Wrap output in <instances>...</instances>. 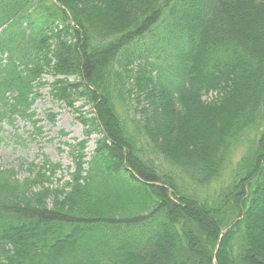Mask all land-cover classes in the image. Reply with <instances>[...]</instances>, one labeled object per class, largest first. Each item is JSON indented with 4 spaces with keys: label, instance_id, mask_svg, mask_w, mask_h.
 Returning a JSON list of instances; mask_svg holds the SVG:
<instances>
[{
    "label": "trees",
    "instance_id": "obj_1",
    "mask_svg": "<svg viewBox=\"0 0 264 264\" xmlns=\"http://www.w3.org/2000/svg\"><path fill=\"white\" fill-rule=\"evenodd\" d=\"M46 86L87 139L0 165V264H264V0H0V133Z\"/></svg>",
    "mask_w": 264,
    "mask_h": 264
},
{
    "label": "rangeland",
    "instance_id": "obj_2",
    "mask_svg": "<svg viewBox=\"0 0 264 264\" xmlns=\"http://www.w3.org/2000/svg\"><path fill=\"white\" fill-rule=\"evenodd\" d=\"M73 80V79H72ZM44 81L53 83L54 78L47 76ZM35 119L38 120L37 127L41 132L28 121L16 120L13 127L4 123L0 133V165L5 168H12L18 164L19 160L35 161L39 163L44 156L55 163H61L63 168L74 167L71 148L75 144L87 139L85 136V127L81 122L82 117H90L92 106L85 100L75 103L74 107H69L66 103L57 101L50 94L48 86L40 91V98L34 105ZM55 116V124H50L48 115ZM97 135H92L88 140L86 154L87 161L90 160L92 152L96 147ZM243 150L236 153L240 157ZM25 173H20L24 176ZM19 176V177H20ZM69 177L68 172L64 170L58 174V177ZM229 179L226 173L225 180ZM221 183L214 184L209 191L218 190Z\"/></svg>",
    "mask_w": 264,
    "mask_h": 264
}]
</instances>
